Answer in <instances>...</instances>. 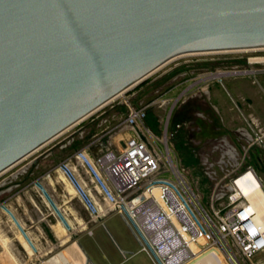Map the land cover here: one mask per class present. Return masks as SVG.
Segmentation results:
<instances>
[{"label": "water", "instance_id": "95a60500", "mask_svg": "<svg viewBox=\"0 0 264 264\" xmlns=\"http://www.w3.org/2000/svg\"><path fill=\"white\" fill-rule=\"evenodd\" d=\"M262 46L264 0H0V174L179 55Z\"/></svg>", "mask_w": 264, "mask_h": 264}, {"label": "rangeland", "instance_id": "374dc122", "mask_svg": "<svg viewBox=\"0 0 264 264\" xmlns=\"http://www.w3.org/2000/svg\"><path fill=\"white\" fill-rule=\"evenodd\" d=\"M251 57L258 61L250 62ZM263 57L262 47L177 56L157 69L146 80L0 174V264H83V260L73 251L71 244L77 242L82 234L92 230L90 226L85 227L80 224L81 219L88 220V214L68 195L61 180L58 164L70 157L74 150L82 148L93 138V135L101 136L106 143L111 141L110 129H107L115 120L100 125L99 115L112 106L122 108L121 114L124 117L128 115L130 106L138 108L150 104L145 123L161 139L167 132V141L175 164L186 175L201 203L209 211L213 212V208L226 209L231 195H234V189H231L233 178L244 169L255 168L264 183L263 146L259 145L261 157L259 161L247 160L231 174L227 165L219 161V155L213 149L218 141L212 137L221 133L220 128L219 131L214 127L220 125L219 122L210 125L197 119L195 124H189L185 128L186 121L191 117L177 119L176 109L180 100L178 99L179 101L174 105L180 89L189 82L190 78L204 77L208 73L232 69L257 70L258 78L264 76ZM217 78L219 77L205 79L208 81ZM252 78L255 79L253 76ZM205 79L202 85H205ZM232 79H238L243 83L249 78L247 75H241L216 80L229 101L231 97L228 91L231 94L234 92ZM180 80H184L182 85L167 96L166 90ZM201 110L204 113L209 111L205 107ZM208 115L214 118L212 112ZM85 125L88 132L84 136L79 132ZM73 137L74 139L67 143V140ZM9 211L30 234L37 245V251L25 241ZM61 214L66 220L61 218ZM113 223L118 233L126 237L130 236L121 218L115 217ZM106 226H100V230H96L97 233L110 239L116 237L118 233L115 229L109 223H106ZM130 242L131 247L135 248L131 239ZM199 246L202 250L200 252L216 248L231 264H233L231 257L235 254L237 258L234 256L232 259L238 264H257L258 261L264 264V252L257 254L252 260L243 258L232 238L229 239V246L226 249L208 243H201Z\"/></svg>", "mask_w": 264, "mask_h": 264}, {"label": "built area", "instance_id": "2783aa9c", "mask_svg": "<svg viewBox=\"0 0 264 264\" xmlns=\"http://www.w3.org/2000/svg\"><path fill=\"white\" fill-rule=\"evenodd\" d=\"M249 61L258 60L251 57ZM216 73L223 74L214 76ZM257 74V70L232 69L208 73L204 77ZM149 106L129 107L123 122L132 126L136 134L126 140L121 150L108 149L92 156L85 148H80L59 162L60 173L91 217L100 218L104 210L79 175L72 163L73 157L87 169L109 209L120 213L140 249L154 264H189L202 253L199 244L208 243L226 249L230 238L243 258L252 260L264 252V228L255 219L256 208L238 193L234 185L239 175L253 171L264 186L256 169L248 167L233 178L231 189H234V195L225 210L213 208V212L209 211L175 164L167 132L161 139L145 123ZM253 138L255 144L264 146V130L253 128ZM9 213L25 241L37 251V245L25 227L11 211ZM61 218L66 220L63 214ZM234 256L237 258L236 254ZM234 256L231 261L238 264L232 259Z\"/></svg>", "mask_w": 264, "mask_h": 264}, {"label": "crops", "instance_id": "0c3cea01", "mask_svg": "<svg viewBox=\"0 0 264 264\" xmlns=\"http://www.w3.org/2000/svg\"><path fill=\"white\" fill-rule=\"evenodd\" d=\"M234 76L241 75H228L219 78H231ZM247 76L249 79L243 83L239 82L238 79H232L234 89L232 93L234 95L228 91L231 101L228 100L216 83V80L221 79L217 78L207 81L204 77L190 78L189 82L180 89L178 96L174 100V105L180 100V104L176 109L177 119L183 120L189 118V116L191 117L186 121L185 128L189 124H195L197 119L210 125L214 122H219L221 126L216 125L214 127L215 129L220 128L221 133L212 137L218 141L213 149L214 152L218 153L219 161L227 165L231 174L236 172L241 165L243 166L247 160L254 161L257 159L259 161L261 159L259 154L260 146L254 143L253 128L264 130V76L261 75L259 78L253 76L255 79L252 78V75ZM204 79L206 83L202 85ZM183 81L175 82L166 90V95L172 94L176 88L182 85ZM202 107L209 109L207 112H212L214 118L209 117L208 113H204L201 110ZM121 111L122 108L112 106L110 109L102 111L99 115L100 125L107 121L115 120L114 124L107 129H110L111 141L106 143L101 136L93 135V138L82 147L90 155L95 156L108 149L119 151L124 147L126 140L136 134L132 126L123 122L127 114L123 117ZM192 128L194 129V126ZM80 130L79 134L85 136L88 132L87 125ZM73 139L74 137L70 138L67 143ZM72 163L104 210L100 218L93 219L83 202L76 196L71 185L61 174V180L68 195L76 200L79 207L88 214V220L81 219L79 221L80 224L85 227L90 226L92 230L82 234L77 242L71 244L73 251L83 260V264H153L149 255L140 249L136 238L120 213L109 209L108 202L83 164L75 157L72 158ZM115 217L123 220L128 232H130L129 237L120 232L118 233L113 223ZM106 223H109L118 233L113 239L101 235V233L99 235L96 231L102 225L107 227ZM130 239L135 244V248L131 247Z\"/></svg>", "mask_w": 264, "mask_h": 264}, {"label": "bare ground", "instance_id": "6f19581e", "mask_svg": "<svg viewBox=\"0 0 264 264\" xmlns=\"http://www.w3.org/2000/svg\"><path fill=\"white\" fill-rule=\"evenodd\" d=\"M258 48L261 47H252V48H244V49L252 50ZM262 48H264V46H262ZM236 50H243V49H232V50H224V51H236ZM262 60H264V57ZM222 74L223 73H216L214 76H220ZM234 185L238 193L241 196L246 197L248 200H250L251 204L256 208L257 213L255 219L258 221L260 226L264 228V186L260 182L257 175L253 171L245 172L237 177L236 181L234 182ZM196 253L198 252L196 251ZM218 262H221L223 264H231L226 260V258H224L221 255V253L216 248H211L198 254L189 264H215Z\"/></svg>", "mask_w": 264, "mask_h": 264}, {"label": "flooded vegetation", "instance_id": "af4514ba", "mask_svg": "<svg viewBox=\"0 0 264 264\" xmlns=\"http://www.w3.org/2000/svg\"><path fill=\"white\" fill-rule=\"evenodd\" d=\"M215 264H222L221 262L215 263Z\"/></svg>", "mask_w": 264, "mask_h": 264}, {"label": "trees", "instance_id": "16d2710c", "mask_svg": "<svg viewBox=\"0 0 264 264\" xmlns=\"http://www.w3.org/2000/svg\"><path fill=\"white\" fill-rule=\"evenodd\" d=\"M223 264V263H222Z\"/></svg>", "mask_w": 264, "mask_h": 264}]
</instances>
